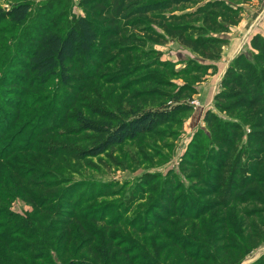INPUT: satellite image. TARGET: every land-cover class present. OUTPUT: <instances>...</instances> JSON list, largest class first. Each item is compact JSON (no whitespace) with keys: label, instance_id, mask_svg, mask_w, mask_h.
Segmentation results:
<instances>
[{"label":"rangeland","instance_id":"374dc122","mask_svg":"<svg viewBox=\"0 0 264 264\" xmlns=\"http://www.w3.org/2000/svg\"><path fill=\"white\" fill-rule=\"evenodd\" d=\"M214 1L148 15L134 13L133 6L118 23L121 32L104 33L96 43L100 55L95 62L78 58L71 64L75 82L65 84L55 75L45 82L36 79L25 90L15 64L33 39L41 31L65 34L80 17L101 8L99 1L87 0H0V13L17 3L31 5L20 24L0 21V149L16 143L22 133L21 145L46 133L34 143L43 151L32 149L12 159L35 176L48 170L50 187L44 188L53 191L47 201L31 202L13 185L5 190L15 198L0 212L1 263L264 264V194L238 199L237 189L231 192L245 177L235 167L240 154L251 152L249 134L256 116L250 115L256 110L235 107L234 99L219 100L218 107L216 99L223 90L232 91L223 79L234 60L257 53L252 40L264 38V0H221L241 9L237 23L221 31L213 24L220 21V8L208 6L207 23L204 11L196 14ZM188 24L205 26L203 37L221 39L216 43L219 58H205L171 33ZM101 29L111 28L104 24ZM198 35L196 30L184 32L186 37ZM4 83L11 88L6 90ZM174 93L186 97L193 109L98 156L84 155L95 138L79 130L78 113L104 116L115 124L137 111L173 104ZM209 111L215 117L208 123ZM227 123L238 124V133L232 132L239 140L230 135ZM36 152L49 168L26 161L40 156ZM217 178L226 185L214 192ZM228 194L233 201L229 207L224 205ZM203 212L207 215L198 222ZM209 247L226 249L209 254Z\"/></svg>","mask_w":264,"mask_h":264},{"label":"trees","instance_id":"16d2710c","mask_svg":"<svg viewBox=\"0 0 264 264\" xmlns=\"http://www.w3.org/2000/svg\"><path fill=\"white\" fill-rule=\"evenodd\" d=\"M87 1H99L96 4L98 8H101L99 13H92L89 16L80 17L77 23L69 27L65 34L59 31H41L40 35L33 39L34 45L21 52V56L15 65L20 68V76H24L26 79L21 82L25 90L32 87V83L36 79L45 82L55 75H59L62 82L65 84L75 82L77 75L69 73L71 71V64H74L78 58H84L85 61L83 62L91 60L95 62L94 58L100 55L96 43L100 38L104 37V33L105 35L106 33L119 34L121 29L118 23L127 16L130 11L132 12L133 6H136V9L133 11L134 13L148 15L156 11H165L173 6L188 4L198 0ZM141 1L148 2L141 3ZM209 5L212 6V9H214V7L220 8L222 12L216 17L219 18L220 21H213V24L216 25L215 28L220 31L226 30L224 26L237 23L241 9L238 7L233 8L221 0L209 2L198 10L196 14H200L204 11V22L207 23V19L210 17V15H207L210 13L206 14ZM94 8V5L91 4L90 10L94 11ZM30 9L31 5L28 2L14 4L10 10L0 13V21L10 19L14 23L20 24L27 18ZM126 11H128L127 14H124ZM213 15L214 13H212V16ZM104 17H106L105 20ZM102 18L103 20H100ZM104 24L111 29L107 32H103L101 26ZM189 30L191 32L196 30V32H199V35L196 38L184 36V32ZM171 33L179 37L181 44L191 47L205 58L217 59L220 57V48L217 47L216 43L220 42L219 40L221 39L203 37L202 35L206 33L205 26L194 27L189 24L179 25L174 29L172 28ZM252 47L257 50V53L253 54V58L249 59L245 54H240L230 65L224 76L223 86L232 91L223 90L216 97L218 107L221 106L219 105V100L226 101L234 99L233 106H239L248 111L256 110L255 113H251L250 115L251 118H255L256 116V120L252 126V132L249 134L248 146L251 147V152L248 155L240 154L236 162V172L245 171V177L242 182L236 181L231 188V192H234V188L235 190L237 189L238 199L243 195L258 196V193L264 194V38L259 35L255 36L252 40ZM29 78L31 79L29 80ZM28 84L29 86H27ZM4 86L6 90L11 88L7 83H4ZM0 88L2 89L1 86ZM22 92L25 91L22 90ZM27 93L29 94V91H26L25 95ZM1 95L2 92L0 91V96ZM172 99L173 104L140 110L133 113L131 117L127 119L119 120L116 119V116L112 115L111 118L118 120L115 124L111 122L110 118H105L104 116L100 117V119H93L84 116L82 113H78L79 130H81V132L93 134L95 138L92 144L83 150L84 155L93 157L98 156L107 151L111 146L125 143L128 140H135L145 134L154 132L162 124L170 122L179 114L193 109L191 103L186 97L182 96L181 93H174ZM25 104L28 103L25 102ZM213 117L215 116L209 111L205 116V120L209 123ZM226 125L230 131V135H233L236 141L239 140L236 135L238 130H240L238 124L227 123ZM232 126H234V128ZM232 130H236V133L232 132ZM23 134L24 133H22V135ZM45 134L46 133H40L38 136L31 139L29 141L31 144L29 145L19 144L22 136L19 135L16 139V143L9 144L8 147L3 146L0 149V212L5 211L7 209L6 203L9 204L10 200L15 198L10 192L6 193L5 191L11 185L14 186V189H17L20 193L19 195L31 202L41 200L40 198L47 201L44 198H49V196H51L53 191H47L44 188L50 187L49 183L45 181V177L51 175V173L47 172L48 170H39L35 176L33 171H22L21 166L17 168L15 166L17 159H12L13 155L22 154L24 152L29 153L32 149L35 151H43L45 148L35 145L34 143L37 137H44ZM2 142L3 136L0 134V146ZM36 154L40 155V152H36ZM230 157L231 153L224 155V158L227 160ZM43 158L44 157L40 155L33 159H26V161L32 165L49 168L48 163L44 162ZM226 159H223V162H226ZM243 160H245L244 166L242 165ZM218 165L222 168L225 167L220 159H218ZM222 174L224 173L222 172ZM218 181V178L214 183L210 181L215 187L214 192H219L220 188L225 184L224 181L222 183ZM232 202V195L228 194L225 197L224 205L229 207ZM206 213L207 212H203L200 214L196 220L199 222L202 215H207ZM256 213L257 212H253L249 215L254 216ZM209 248L211 249L209 254H215V252L217 253L218 251H224L226 249V247H216L214 250H212L211 247ZM0 264L3 263L0 262ZM69 264L90 263L81 260L71 261Z\"/></svg>","mask_w":264,"mask_h":264}]
</instances>
